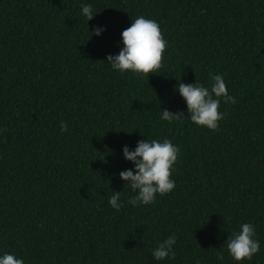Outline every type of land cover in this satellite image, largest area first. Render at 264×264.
Returning a JSON list of instances; mask_svg holds the SVG:
<instances>
[{"label": "trees", "instance_id": "16d2710c", "mask_svg": "<svg viewBox=\"0 0 264 264\" xmlns=\"http://www.w3.org/2000/svg\"><path fill=\"white\" fill-rule=\"evenodd\" d=\"M140 16L167 41L149 76L107 61ZM98 26L106 30L95 35ZM214 74L236 99L221 98L216 131L191 121L178 91L180 82L210 88ZM165 109L185 117L162 120ZM164 139L179 148L175 188L128 203L137 193L119 175L135 168L124 146ZM243 223L260 243L250 261L227 251ZM173 235L175 259L156 260ZM5 252L24 264H264V0H0Z\"/></svg>", "mask_w": 264, "mask_h": 264}, {"label": "clouds", "instance_id": "9594fccd", "mask_svg": "<svg viewBox=\"0 0 264 264\" xmlns=\"http://www.w3.org/2000/svg\"><path fill=\"white\" fill-rule=\"evenodd\" d=\"M82 13L90 21L93 19L91 5H81ZM105 28L96 27L95 35H100ZM123 48L117 55H108L107 61L112 68L119 72L131 71L139 76H149L157 73L162 67L163 53L167 48V41L157 21L140 16L133 20L130 27L122 32ZM210 88L197 83L178 84V91L187 104L188 117L195 124L207 127L212 131L219 128V121L223 114L219 111L221 98L224 103L235 104L234 96L229 95L228 88L222 75L214 74L210 77ZM183 112L162 111V120L172 122L180 120ZM61 132L68 131L67 123L60 122ZM124 157L135 165L133 169L122 170L119 175L131 190L137 193L128 200V203L137 206L148 205L155 201L157 194L163 196L173 191L175 181L172 177L173 165L178 160L179 148L171 140H140L135 150L125 145ZM121 192H113L109 198L112 208L119 210L123 205L120 201ZM255 228L250 223L240 225V230L231 235L227 243V251L236 261L252 260L260 250V243L255 239ZM176 243L175 235L170 236L159 243L153 251L156 260H164L171 257L175 259L176 253L173 245ZM223 253H219L217 259L223 260ZM0 264H24L22 258L15 254L5 252L0 255Z\"/></svg>", "mask_w": 264, "mask_h": 264}]
</instances>
